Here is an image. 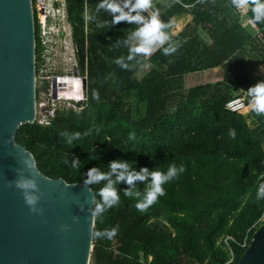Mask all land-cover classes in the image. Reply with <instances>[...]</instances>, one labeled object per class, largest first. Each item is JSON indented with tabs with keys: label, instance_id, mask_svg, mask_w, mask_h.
Instances as JSON below:
<instances>
[{
	"label": "trees",
	"instance_id": "trees-1",
	"mask_svg": "<svg viewBox=\"0 0 264 264\" xmlns=\"http://www.w3.org/2000/svg\"><path fill=\"white\" fill-rule=\"evenodd\" d=\"M209 1L172 0L171 6H153L161 21H171L173 27L175 18L192 13L193 24L186 30L194 33L185 30L174 37L173 27L166 29L176 50L165 56L158 49L149 59V72L139 79L145 58L142 66L129 70L113 63L127 54L123 42L135 25L111 24L109 13L96 11L99 0H66L78 73L86 78V102L79 112L59 108L48 126L22 125L16 143L34 156L41 174L68 184H83L91 168L108 173L114 160L129 162L137 172L164 171L170 164L184 168L163 185L164 195L143 211L123 192L142 194L146 182L114 184L120 203L104 214L102 222L95 217L94 230L118 225V231L110 240L93 237V264H223L231 253L237 264L245 252L241 245L247 232L251 230V237L264 223V199H256L257 187L264 183V114L258 117L259 126L252 128L246 115L251 109L248 101L241 112L226 109L239 97L235 95L239 89H248L228 63L248 45L264 63V45L233 21L230 0H221L228 8L220 14L219 1ZM246 14L251 16L250 11ZM256 25L264 36V22ZM35 26L39 61L36 14ZM199 27L213 37L211 46L196 36ZM218 67L225 68L223 81L186 91L185 76ZM44 88L37 87V96ZM93 91L98 100L92 98ZM230 130L235 131L234 138ZM62 132L81 135L69 144ZM130 132L135 133L132 139ZM73 160L76 168L71 167ZM109 178L114 180V174ZM105 183L88 185L96 201ZM226 237L233 239L228 245Z\"/></svg>",
	"mask_w": 264,
	"mask_h": 264
},
{
	"label": "water",
	"instance_id": "water-1",
	"mask_svg": "<svg viewBox=\"0 0 264 264\" xmlns=\"http://www.w3.org/2000/svg\"><path fill=\"white\" fill-rule=\"evenodd\" d=\"M35 33L32 0H0V264H89L94 191L45 177L15 140L36 117ZM21 176L35 180L41 211H31L15 186ZM237 264H264V223Z\"/></svg>",
	"mask_w": 264,
	"mask_h": 264
},
{
	"label": "clouds",
	"instance_id": "clouds-1",
	"mask_svg": "<svg viewBox=\"0 0 264 264\" xmlns=\"http://www.w3.org/2000/svg\"><path fill=\"white\" fill-rule=\"evenodd\" d=\"M230 6L241 16L242 26L244 22L243 17L248 11L251 13V16L247 18L248 24L251 25L264 22V0H230ZM100 10L109 13L111 16V24L113 25L119 24L120 22L135 25V27L127 33L126 39L123 42L124 46L127 48V54L113 60V63L121 69L129 70L134 67L142 66L143 58L150 56L157 49H161L162 54L165 56L176 50L175 42L171 39L169 32L166 31V29H171L173 24L171 21H161L158 10L153 8V0H99L96 5V11ZM144 12H148V15H143L142 13ZM103 26H107V22H104ZM97 27H101V25L97 24ZM257 30L260 31L259 29ZM247 96L248 106L252 111L256 114H264V81L249 87L247 89ZM92 98L98 100V93L93 91ZM86 99L85 101L80 100L75 102L82 107ZM61 135L67 136V143L71 144L73 140L79 139L81 134L79 132H73L69 136L67 132H62ZM229 135L234 138L235 131L230 130ZM134 136V132L129 133V139L134 138ZM25 163L29 168L32 167L28 161H25ZM65 163H67V161H65ZM71 167H77L76 160L72 161ZM108 167L110 169L108 173L100 172L96 168H91L86 173V178H83V184L85 186L106 181V183L99 188L97 192L99 199L98 201L94 200L95 206L94 209L91 210L92 217L100 218L101 222L103 221L104 214L120 203V194L116 187H114V184L122 182L132 186L136 181L146 182V188L142 194L129 190L123 192L124 197L131 198L135 201L134 207L138 211H143L155 203L158 197L164 195L163 185L174 180L179 173L184 171L183 165L177 167L174 164H170L164 171L157 169L149 171L148 168H141L140 171L137 172L130 166V163L125 160H114L110 162ZM113 174L114 180L109 178ZM15 186L21 190L24 201L31 211H41L37 207L38 201L40 200V192L34 179L21 176V178L16 181ZM256 199H264V183L258 185ZM73 220L78 221V218H73ZM61 227L66 230L68 226L62 225ZM118 227L119 226L116 225L105 227L100 230H93L91 231V236L110 240L116 235Z\"/></svg>",
	"mask_w": 264,
	"mask_h": 264
},
{
	"label": "built area",
	"instance_id": "built-area-1",
	"mask_svg": "<svg viewBox=\"0 0 264 264\" xmlns=\"http://www.w3.org/2000/svg\"><path fill=\"white\" fill-rule=\"evenodd\" d=\"M57 3H60L58 5ZM32 6L34 10V16L37 15L39 26H40V59L36 63V85H37V76L44 71L53 62L51 57L52 53H56L57 45L61 46L65 50L67 60H73L75 66L73 74L65 75H52V80L50 82L51 88H44L40 91L37 96L36 103V117L35 122L39 125L48 126L51 124L52 120L55 118L56 112L60 105L64 104L63 108L73 109L76 112V109L81 106L75 101L83 100L85 101L86 96V78H83L78 73V59H77V50L72 42L71 38V28L66 30V28L60 29L62 26L57 23L61 20V17L67 22V13H66V0H32ZM151 10V9H150ZM149 10V11H150ZM147 16L148 12L142 13ZM59 18V19H58ZM257 36L261 43L264 45V36L257 30ZM152 54L146 59V67L149 68V59ZM59 81H65V83L60 86ZM55 82V85H53ZM56 96H55V92ZM42 95L48 97V105L46 106L43 102H40ZM247 99L244 96L236 97L230 100L226 104V109L230 112L237 113L241 112L246 108ZM44 109V114L42 115V110ZM251 230L247 232L246 238L243 241L241 247L246 249L251 242ZM250 237V239H249ZM233 240L231 237H226L224 243L228 245V242ZM152 261V258H149V263ZM223 264H234V257L231 253V258Z\"/></svg>",
	"mask_w": 264,
	"mask_h": 264
},
{
	"label": "crops",
	"instance_id": "crops-1",
	"mask_svg": "<svg viewBox=\"0 0 264 264\" xmlns=\"http://www.w3.org/2000/svg\"><path fill=\"white\" fill-rule=\"evenodd\" d=\"M216 1H219V14L220 11L225 10L228 8L225 5H221V0H210L209 2L214 3ZM158 4H164L165 6H171L172 0H153V6H156ZM216 7V6H215ZM232 16H234L233 21H239L241 27L247 32V34L250 36L252 40H258V37L256 35L257 27L256 24H248L247 23V14L245 13L243 17V26H242V18L241 16L236 13L234 10L232 12ZM194 16L192 13L189 14H183L180 17H177L173 20L174 27L172 29V36L176 37L180 34H182L189 25L193 24ZM260 30V29H259ZM188 34L194 33L192 29L186 30ZM196 36H198L207 46H211L214 42L213 37L210 35L208 30L203 28H198L195 32ZM158 50V49H157ZM156 50V51H157ZM155 51V52H156ZM153 52L152 54H154ZM261 57L255 52H253L250 45H248L246 48H244L241 51H238L234 57L231 59L229 65L232 64V67L234 68L236 74H241L243 80H245V87L249 88L254 83H258L260 81L261 75L264 71V63H261ZM150 63V62H149ZM226 64V62H225ZM149 68L146 67V64L143 65L141 70L138 74H143V77L149 72L148 70L151 68V64H149ZM225 76V68L224 67H218L215 69H209L203 72H197L190 75H187L184 77L185 86L188 87H197L201 85H207V84H216L218 82H221L224 80ZM142 77V78H143ZM247 81H250L248 83ZM237 96H244L248 101L247 96V89H239L235 93ZM246 115H249L248 124H251L250 126L252 128H257L259 126L258 117L260 118V114L253 113L252 109L249 110V112L246 113Z\"/></svg>",
	"mask_w": 264,
	"mask_h": 264
},
{
	"label": "rangeland",
	"instance_id": "rangeland-1",
	"mask_svg": "<svg viewBox=\"0 0 264 264\" xmlns=\"http://www.w3.org/2000/svg\"><path fill=\"white\" fill-rule=\"evenodd\" d=\"M57 4L60 5V3H57ZM62 15H60L61 20L59 22L57 21V23H59L62 26L60 29L66 28V30H68L69 25L61 17ZM51 57L53 58L52 64H50L48 67H46V69H44V71H41V73L38 74V76H37L38 77L37 78V87H39V88L46 86V88L50 89L52 87L50 84V82L52 80V75H60V74L65 75V74H73L74 73L75 66L73 64V60L71 61V60L65 59L66 54H65L64 48L57 45L56 53H52ZM78 70H79V67H78ZM137 76L139 79H142L143 74H138ZM191 88H193V87H191ZM191 88L190 87L186 88V91L187 92L190 91ZM55 96H56V94H55ZM48 97L49 96L42 95L40 102H43L47 106L48 105ZM86 98H87V96H86ZM63 106H65V105L62 104L59 107L63 108ZM81 109H82L81 107L76 109V112H79ZM43 114H44V109L42 110V115ZM249 125H251V124H249ZM263 220H264V216H263ZM89 264H93L92 261H90Z\"/></svg>",
	"mask_w": 264,
	"mask_h": 264
},
{
	"label": "bare ground",
	"instance_id": "bare-ground-1",
	"mask_svg": "<svg viewBox=\"0 0 264 264\" xmlns=\"http://www.w3.org/2000/svg\"><path fill=\"white\" fill-rule=\"evenodd\" d=\"M58 83H59L60 86H62L65 83V81H59ZM56 93H58V92L56 91L55 94Z\"/></svg>",
	"mask_w": 264,
	"mask_h": 264
}]
</instances>
